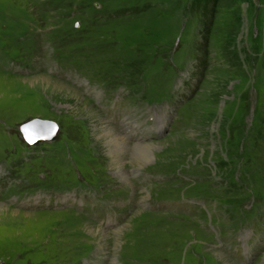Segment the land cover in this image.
Masks as SVG:
<instances>
[{
  "label": "rangeland",
  "instance_id": "1",
  "mask_svg": "<svg viewBox=\"0 0 264 264\" xmlns=\"http://www.w3.org/2000/svg\"><path fill=\"white\" fill-rule=\"evenodd\" d=\"M193 1L0 0V203L9 209L0 212V264H118V255L121 264H242L209 237L230 202L254 204L252 220L264 205V0H218L207 11ZM176 73L173 105L105 98V82L134 90L148 74L164 87ZM177 106L184 124L168 134ZM33 119L58 125L54 142L39 134L30 143L21 126ZM105 121L132 146L148 143L147 163L123 157L128 181L96 134ZM155 167L167 172L151 183L153 199L167 211L186 210L178 199L205 201L184 211L199 218L145 209L160 176L145 172ZM79 176L119 190L137 180L133 212L107 227L58 208L56 184ZM44 190L39 206L15 204ZM252 264H264V252Z\"/></svg>",
  "mask_w": 264,
  "mask_h": 264
},
{
  "label": "bare ground",
  "instance_id": "2",
  "mask_svg": "<svg viewBox=\"0 0 264 264\" xmlns=\"http://www.w3.org/2000/svg\"><path fill=\"white\" fill-rule=\"evenodd\" d=\"M33 79L39 80V82H41L40 80L46 81L48 83H52L53 82V83H55V86H57L59 88L60 87H63V88L64 87H69L67 89L77 92V90L74 89L73 87H71V86H69V85H67V84H65V83H63V82H61L59 80H55L53 78H50L47 75L46 76L45 75H38V76L34 77ZM99 116H100V113L96 110V112H94V116L92 117V119H94V120L98 119ZM106 122L107 121H105V123H103V126H99V124H98L99 122L94 124V125L95 126L97 125L98 133H96V134L98 135V139L101 140L105 144V146L107 148L108 156L113 158L114 162L117 165V167L115 166L116 169L122 170V171L124 170L123 169V166H124L123 157L126 154H130V153H131V159H133L139 165H142L144 163H147V161H149L148 158H149L150 155L148 153V148H147V145H146V144H148L147 142H141V143H138V144L132 146L128 142V140H126V138H124L122 132L118 128H116V126H113L109 122L108 123H106ZM129 141H131V140H129ZM120 175L126 181H128V178H129V174L128 173H126V172L124 173V171H123V172L120 173ZM4 211H9L8 206L6 204L0 203V212L2 213ZM91 228L95 229L93 226H91ZM101 230H103V229H101ZM92 233H90V234H92ZM95 234H97V233H95ZM95 236H97V235H95ZM103 241H105V240H103ZM99 246H100V248L102 247V245H99ZM216 254L218 256H221L224 259L228 258L223 253L216 252Z\"/></svg>",
  "mask_w": 264,
  "mask_h": 264
},
{
  "label": "water",
  "instance_id": "3",
  "mask_svg": "<svg viewBox=\"0 0 264 264\" xmlns=\"http://www.w3.org/2000/svg\"><path fill=\"white\" fill-rule=\"evenodd\" d=\"M21 130L23 131L26 138L30 141V143L38 144L42 138H34V136L39 134H47L42 139V141L44 142L55 140L58 133V125L53 121L33 119L24 123L21 126Z\"/></svg>",
  "mask_w": 264,
  "mask_h": 264
},
{
  "label": "trees",
  "instance_id": "4",
  "mask_svg": "<svg viewBox=\"0 0 264 264\" xmlns=\"http://www.w3.org/2000/svg\"><path fill=\"white\" fill-rule=\"evenodd\" d=\"M194 1H195V3H193L194 5H196L197 7H201L203 9H205V11H207L208 6L210 4L215 6L218 2V0H194Z\"/></svg>",
  "mask_w": 264,
  "mask_h": 264
}]
</instances>
